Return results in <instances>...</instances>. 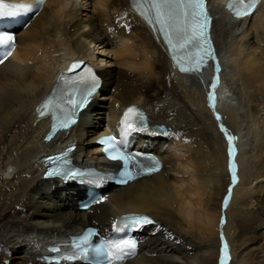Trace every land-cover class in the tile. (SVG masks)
I'll list each match as a JSON object with an SVG mask.
<instances>
[{"label": "bare ground", "instance_id": "bare-ground-1", "mask_svg": "<svg viewBox=\"0 0 264 264\" xmlns=\"http://www.w3.org/2000/svg\"><path fill=\"white\" fill-rule=\"evenodd\" d=\"M209 6L220 62L215 111L214 65L202 80L179 72L130 0H48L17 30V50L0 67V264H48L42 255L52 241L93 222L107 229L125 213L157 222L141 231V253L125 264H220L225 243L228 264H264V1L243 20L220 0ZM75 59L103 84L78 123L48 140L51 122L40 106ZM132 105L150 120L133 138L163 168L111 187L106 201L81 211L74 184L42 178L44 158L74 143L75 161L101 164L97 138L121 128ZM221 125L237 138L235 184Z\"/></svg>", "mask_w": 264, "mask_h": 264}, {"label": "snow or ice", "instance_id": "snow-or-ice-1", "mask_svg": "<svg viewBox=\"0 0 264 264\" xmlns=\"http://www.w3.org/2000/svg\"><path fill=\"white\" fill-rule=\"evenodd\" d=\"M259 2L260 0H231L228 8L233 12L236 19L243 20L244 18L253 16ZM45 3L46 0H36L34 11L38 14L40 8ZM14 7L27 8V6ZM133 7L149 25L158 26V31L162 34L163 42L166 44L171 54V59L174 61L179 72L202 80V72L208 67L209 61L214 63L216 76L210 85L212 91L209 92L208 99L210 102L209 107L215 111L214 93L220 81V62L216 57L211 40L212 18L207 11L206 0H142V2L141 0H136ZM16 14V12H5L4 5L0 4V17L14 16ZM0 44L5 45L8 49L2 54V58H0V64H3L11 56L12 50H14V35L11 33H0ZM80 67L81 65L79 63L73 64L72 70L74 71ZM87 71V78L79 79V87L63 94H59L58 90V99L56 101L49 99L40 110V115L43 116L45 115L44 109L53 106L51 115L54 117V132L57 128L67 130L75 124L77 111L88 103V98L100 86L99 79L92 73L91 69L89 68ZM63 102H66V104ZM66 105H71V107L69 108ZM56 109H59L62 114L57 115ZM216 119L219 121L221 118L217 115ZM121 124V135L124 137V140H127L128 137L135 133L149 131L143 112L135 107L128 108L124 113ZM221 131L224 132L228 139L229 157L232 160V181L235 184L238 182L234 159L236 154L235 141L237 138L230 135L223 125H221ZM48 139H51V137H48ZM112 139L113 141L115 140V138ZM119 143H123V141ZM107 147L111 150L110 159L119 161L123 165V170L116 180L118 184H128L131 180L136 179V176H152L160 171L161 165L153 156L139 152L135 154L126 153L121 151L119 147H116L113 142H107ZM49 162L55 165V167H52L46 175L50 178L59 177L62 182L76 180L78 177H82L83 180L81 182L87 181L95 185L102 179V177H90L84 173L63 167L65 163L63 156L50 157ZM132 169H138L136 176L132 174ZM230 192L231 189H229ZM228 202V199H225V208L228 206ZM121 225L122 227L113 225L114 230L120 232L123 229H128L129 231L139 232L143 231L149 225L154 226L155 230L157 222L149 216H128L123 219ZM93 235L96 234L89 232L73 245L76 251L71 256H64L63 259L70 260L77 256H82L87 259L91 251L92 253H106L109 264H112L111 249H119L122 259L124 256L131 255L132 251L136 248V242L129 239H122L119 242L110 244L101 242L99 246L94 247L89 242V237ZM52 251L59 252V249L54 248ZM229 259L228 246L225 243L220 264H228ZM53 264H60V260H55Z\"/></svg>", "mask_w": 264, "mask_h": 264}, {"label": "rangeland", "instance_id": "rangeland-1", "mask_svg": "<svg viewBox=\"0 0 264 264\" xmlns=\"http://www.w3.org/2000/svg\"><path fill=\"white\" fill-rule=\"evenodd\" d=\"M259 99H260V100H264V98L261 99V97H260ZM262 106H264V104H263Z\"/></svg>", "mask_w": 264, "mask_h": 264}]
</instances>
